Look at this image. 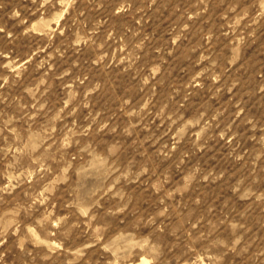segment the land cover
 Returning <instances> with one entry per match:
<instances>
[{"label": "rangeland", "instance_id": "obj_1", "mask_svg": "<svg viewBox=\"0 0 264 264\" xmlns=\"http://www.w3.org/2000/svg\"><path fill=\"white\" fill-rule=\"evenodd\" d=\"M264 264V0H0V264Z\"/></svg>", "mask_w": 264, "mask_h": 264}, {"label": "bare ground", "instance_id": "obj_2", "mask_svg": "<svg viewBox=\"0 0 264 264\" xmlns=\"http://www.w3.org/2000/svg\"><path fill=\"white\" fill-rule=\"evenodd\" d=\"M131 264H149V260L143 257L138 262Z\"/></svg>", "mask_w": 264, "mask_h": 264}]
</instances>
